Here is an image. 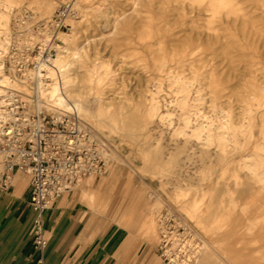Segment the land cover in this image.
I'll return each mask as SVG.
<instances>
[{"label":"bare ground","instance_id":"obj_1","mask_svg":"<svg viewBox=\"0 0 264 264\" xmlns=\"http://www.w3.org/2000/svg\"><path fill=\"white\" fill-rule=\"evenodd\" d=\"M93 1L74 2L73 8L81 13L78 20L69 18L70 35L60 36L65 47L58 45L56 56L30 73L37 79L39 106L54 112H74L111 139L115 147L127 143L137 148L141 172L160 179L163 189L170 178L185 172L187 160L192 158L202 162L201 180L210 179L219 169L220 180L210 189H196L190 194L191 188L176 186L169 195L179 210L213 240L214 246L204 242L188 258L192 264H264V0H133V4H128L129 0H110L113 6H121V15L113 20V36L121 33V48L139 46L140 50L121 57H135L155 80L154 89L146 90L149 96L135 105L123 100L107 102L103 83L110 73L108 68L104 75L95 65L91 70L87 57L74 47L78 30L85 27L88 17L108 20L112 13L108 6ZM1 3L0 115L6 90L25 87L7 76L4 68L12 40L11 15L26 3L48 21L57 5L54 0ZM189 10L195 17L188 16ZM204 12L209 15L202 23ZM20 20L28 27L29 20ZM219 57L231 65L241 60L250 64L252 76L246 100L240 99L245 106L239 114L221 108L224 87L215 66ZM165 81L170 84L168 90L163 86ZM161 92L170 97L160 100ZM153 127L160 130L158 135L169 132L171 151H166L161 142H149ZM240 152L246 154L233 167V155ZM184 154L187 163L182 159ZM240 172L246 174L241 176ZM253 189L259 190L255 202H238L236 193L244 195ZM95 193L85 194L91 205L96 203ZM153 198L156 208H160L161 197ZM108 204L110 197H103L101 205ZM140 235L148 241L156 240V223L151 214L144 219ZM175 243L176 239L177 246Z\"/></svg>","mask_w":264,"mask_h":264},{"label":"rangeland","instance_id":"obj_2","mask_svg":"<svg viewBox=\"0 0 264 264\" xmlns=\"http://www.w3.org/2000/svg\"><path fill=\"white\" fill-rule=\"evenodd\" d=\"M2 1L3 0H0V10H3V4L1 3ZM54 1L57 2V5L55 10L53 11L51 19L55 17L57 11L62 7L63 4L67 2L74 3L76 0ZM109 1L110 0L93 1L96 4L108 6L111 9L112 13L109 15L108 20H97L88 17L85 23V27L78 30L76 45L74 47L80 54H83L87 57V64L90 69L95 65L96 68H98L99 74L104 75L105 68H108L110 73L108 76H106V80L103 83L104 98L107 102H120L123 100L127 101V103L131 105L139 104L143 102L146 96H149V93L146 90L154 89V87L152 86L155 82L154 76L151 75L148 69L142 66L143 64L141 62L135 61V57H130L128 59H123V57H121V54L129 56L134 52L139 53L140 50L139 46L133 48L125 46L121 48V33L117 36H113V20L121 15V6H113V4H111L112 1ZM128 4H133V0H129ZM80 13V9L74 8V14L70 18H75L74 20H78ZM208 15V12H204L202 16L203 19L201 21L202 23H204ZM188 16L195 17V14L194 12L189 10ZM20 19H24V21L29 20L28 27L25 28V25ZM45 19V17L37 15V11L35 8H31L28 4L26 5V3H24L20 8L15 9L10 17V30L12 33V37L17 38L18 33L22 35L27 31V28L33 29V32L39 35L38 30L40 29V24L47 22V20L45 21ZM67 26L68 27L66 29L60 31L61 33L59 35V43L57 45L65 47L66 43L60 36L63 34L70 35L72 29L70 19H68L67 21ZM202 30L206 31V29ZM114 37H116V39ZM10 41L11 40H9V44ZM34 43H40V40L36 38ZM9 44L8 52L10 51ZM36 51H39V47L36 48ZM219 52H221V50ZM261 53L264 54V51H262ZM262 54L261 58L264 64V56H262ZM55 56L56 53L54 57ZM8 61L9 60L7 55L4 58V68L6 75L9 76L12 80H14L13 77H15V75L20 79L18 73H14V75L10 72ZM249 65V62H247L246 60L238 61L233 65H231V63L227 59L222 57H219L216 60L215 66L217 68V71L219 72V76L222 79V84L224 87V90L220 95L222 104L221 108L223 110L230 109L234 114L243 112L245 103L241 102L240 99L247 98L246 93L248 91V81L252 76L250 75ZM163 86L168 90V86H170V84L168 81H165ZM29 90L30 88L25 89V91ZM158 97L163 101L164 99H166L165 97L168 98L170 96H166L164 92H161ZM208 97L209 96H206L205 98L208 99ZM208 107L209 105H206L207 112L209 111ZM153 128L155 130H151V132L149 133V142L152 143V145L162 144V146L164 145L163 147H167L166 151H171L170 149L172 148L170 147L172 146V142L170 141L169 132L166 130L164 134L160 132L161 135H158L160 130L156 129V127ZM102 137L106 139L104 136ZM106 140H108L112 146V151L110 152L109 159L110 161L107 165L106 174L98 180H96L95 178H90L88 180V185H93L97 188H110L113 193V195L110 196L111 211L112 209H114V207L115 209H117V203H121V192H124V190H128V194L131 193V190H136L135 196L131 197V199H136L137 204L141 205L143 217L151 214L156 223V240L152 242L144 239V241L156 249L154 259L157 264H192L193 262L190 260V258H188V256L191 254V251H193V249L196 250L197 248L201 249L204 242H209L213 245V240L208 236H205V234H203V232L195 226V223L190 221L185 216V214L179 210L176 204H174L170 200L169 195L174 191L176 186H180L184 190L191 188L189 191L190 194H193L196 189H210L211 185H213L214 182L220 180L218 178L220 177L219 169L215 172V174H213V176L210 177V179L201 180L199 177V170L202 166V162L197 157L192 158L191 160H187V156L186 154H184L182 156V159L186 163L188 161V163L186 164L187 168L184 172L185 174L182 173L180 175H177V177L173 176L172 178H170L168 182H166V189H163L160 179L150 174H144L143 172H141L140 168L142 167V162L137 148L134 149V147L127 143L119 147H115L111 139ZM190 152H192V150H189V153ZM244 154H246V152L235 153L233 155V161L231 165L233 167L237 165ZM239 174L241 176H244L246 173L240 172ZM258 193V189H253L252 191H249L244 195H239V193H236L235 197L238 199L239 203H252L258 199ZM157 195H159L162 200L160 208H156V199L153 198ZM98 198L99 196L96 192L93 199L97 202ZM154 208L156 209L153 210ZM174 239L177 240V244L175 243L177 246L174 245Z\"/></svg>","mask_w":264,"mask_h":264},{"label":"built area","instance_id":"obj_3","mask_svg":"<svg viewBox=\"0 0 264 264\" xmlns=\"http://www.w3.org/2000/svg\"><path fill=\"white\" fill-rule=\"evenodd\" d=\"M73 4H63L55 17L41 23L39 35L27 29L26 35L12 37L8 65L12 74H19L20 79L14 74V80L25 87L7 89L2 95L0 187L8 188L15 172L29 177L30 207L35 213L34 245L39 252L47 247L44 213L86 180L102 178L112 151L109 141L74 112H54L39 106L37 79L30 76L42 62L54 58L60 31L68 27L67 21L74 14ZM36 38L40 43H34Z\"/></svg>","mask_w":264,"mask_h":264},{"label":"crops","instance_id":"obj_4","mask_svg":"<svg viewBox=\"0 0 264 264\" xmlns=\"http://www.w3.org/2000/svg\"><path fill=\"white\" fill-rule=\"evenodd\" d=\"M88 180L44 213L47 247L39 252L30 179L13 173L8 188L0 187V264H157L156 249L140 235L146 216L131 199L136 190L121 192V203L111 211L110 204L101 205L103 197L113 195L110 188L90 187ZM91 191L99 196L94 205L85 197Z\"/></svg>","mask_w":264,"mask_h":264}]
</instances>
